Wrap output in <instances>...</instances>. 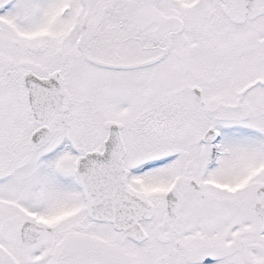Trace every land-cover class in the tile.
Wrapping results in <instances>:
<instances>
[{"label":"snow or ice","instance_id":"6c2138e0","mask_svg":"<svg viewBox=\"0 0 264 264\" xmlns=\"http://www.w3.org/2000/svg\"><path fill=\"white\" fill-rule=\"evenodd\" d=\"M0 264H264V0H0Z\"/></svg>","mask_w":264,"mask_h":264}]
</instances>
